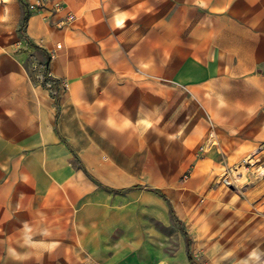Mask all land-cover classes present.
I'll use <instances>...</instances> for the list:
<instances>
[{"label": "crops", "instance_id": "crops-1", "mask_svg": "<svg viewBox=\"0 0 264 264\" xmlns=\"http://www.w3.org/2000/svg\"><path fill=\"white\" fill-rule=\"evenodd\" d=\"M61 1L21 32V0H0V264H200L123 206L156 194L138 183L155 151L202 169L203 109L220 156L259 139L264 0ZM77 18L81 38L65 33L47 69H31L26 38ZM240 200L220 230L248 231L264 254V178Z\"/></svg>", "mask_w": 264, "mask_h": 264}, {"label": "rangeland", "instance_id": "rangeland-1", "mask_svg": "<svg viewBox=\"0 0 264 264\" xmlns=\"http://www.w3.org/2000/svg\"><path fill=\"white\" fill-rule=\"evenodd\" d=\"M36 11L29 9V13ZM42 28L45 36L36 38L34 40L36 43L30 42L43 50L32 47L29 43L27 45V55L32 61L31 69L34 70H37V65H40L41 70L47 69L49 59L66 48L65 33L73 31L74 37L81 38L78 18L63 27L45 22ZM74 49L75 53H81L80 47ZM203 112L207 118L208 129L196 150L202 169L198 167L200 161L184 165L181 159L162 157L166 153L155 151L153 157L147 160L148 166L139 175L138 183L161 189L165 197L157 194L151 196L138 194L131 198L132 200L127 199L131 205L136 202V207L123 206V211L128 210L127 213L139 216V225L137 224L139 229L161 233L165 237L169 252L177 250L187 238L191 244V259L200 264H264V254L256 253L258 251L256 245L259 242L257 236H252L248 231L227 233L220 230L231 211L230 206L244 204L240 203L244 189L264 178V127L259 129V139L247 147L244 146L241 154L238 151L228 156L216 153L220 146L218 135V143L208 152L201 153L199 146L206 138L211 123L214 125L204 109ZM214 128L217 133L215 125ZM228 140L229 138H226V141ZM257 147H261V150L256 154L259 159L257 168H253L243 160L253 154ZM229 168L233 169L230 175L226 174ZM226 176L229 185L225 183ZM149 201L153 202L151 207L152 203ZM216 217H221L222 222H216Z\"/></svg>", "mask_w": 264, "mask_h": 264}, {"label": "built area", "instance_id": "built-area-1", "mask_svg": "<svg viewBox=\"0 0 264 264\" xmlns=\"http://www.w3.org/2000/svg\"><path fill=\"white\" fill-rule=\"evenodd\" d=\"M28 7L29 9H35L37 11L47 8L51 14H55L64 8V3L61 0H36L34 3L30 4ZM72 20H74V15L70 12H67L65 14V17L62 19L63 22H69ZM63 86L66 87L67 83L63 82ZM217 143H218L217 133L215 131L214 125L211 123L210 130L206 138L204 139V141L199 146V150L201 151V153H206ZM255 150L256 151L253 154L248 155L243 160L246 164L248 163V166H252L253 168L254 167L257 168L256 164L259 159L256 156V154L258 153L259 150H261V147H257ZM235 170L238 171L237 173H240L238 169H235ZM231 172H233L232 168H229L228 170H226V174L228 175H230ZM184 177H186V175ZM224 180H225V183L229 185V179L227 178V176Z\"/></svg>", "mask_w": 264, "mask_h": 264}, {"label": "trees", "instance_id": "trees-1", "mask_svg": "<svg viewBox=\"0 0 264 264\" xmlns=\"http://www.w3.org/2000/svg\"><path fill=\"white\" fill-rule=\"evenodd\" d=\"M21 3H22V5H23L24 12H23V17H22V21H21V24H20L19 30L22 32V28H23V26L25 25L26 20H27V17H28V15H29V7H28V5L25 4L22 0H21ZM26 39H27L28 43H29L32 47H35V48H38V49L43 50V48H41L40 46H37V45H35V44H32L28 38H26ZM134 187H135V188H141V185H136V186H134ZM147 189L150 190V191H152V192H154V193H156V194H158V195H160V196H162V197H165V195H164L159 189H157V188H147ZM171 211H172V213H174L173 210H172V207H171ZM185 235H186V234H185ZM186 245H187L188 257H189V259H191L190 254H189L190 242H189V240H188L187 238H186Z\"/></svg>", "mask_w": 264, "mask_h": 264}]
</instances>
